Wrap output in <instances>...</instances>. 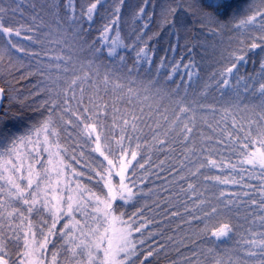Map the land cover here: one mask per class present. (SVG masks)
I'll return each mask as SVG.
<instances>
[{
    "label": "trees",
    "instance_id": "trees-1",
    "mask_svg": "<svg viewBox=\"0 0 264 264\" xmlns=\"http://www.w3.org/2000/svg\"><path fill=\"white\" fill-rule=\"evenodd\" d=\"M71 2L73 7L70 8L69 0H0V7L17 9L14 14L9 11L4 21L26 30L25 35L35 39L31 49L26 48L24 54L19 55L29 70H22L17 63L10 73L0 75L6 96L0 111V144H10L50 122L58 133V142L67 151L69 166L83 173L82 184L104 195L102 180L96 173L101 168L104 175L110 170L113 183L118 184L114 171L120 161L109 166L94 150L95 134L89 137L84 131V116L96 119L99 113L102 132L110 129L119 132L114 121L128 119L131 123L135 116L137 130L133 132L129 125L124 134L129 137L126 147L130 145L131 150L137 152L135 160L128 156L131 163L125 175L129 186L130 181L135 182L136 197L127 202L117 199L112 205L113 214L124 221L142 212L138 222L141 219L147 222L141 233L133 234L137 252L127 264H261L259 255L249 256L248 253L259 252L257 245L264 239V208L259 206L264 200V168L241 165L244 157L240 155V147L247 142L245 137H250L249 153L264 150L260 143L264 139V95L260 91V84L264 83L262 36L259 34L258 38L254 31L248 36L244 31L239 33V29L234 33L235 28L233 31L230 28L216 30L215 24H208L207 28L203 22L196 21L194 15H169L165 19L155 13L141 18L129 15L131 24L126 18L125 24L131 25L134 33L123 34L122 44L109 55L105 36L117 28L120 32L124 22L116 25V15L125 17L123 11L130 3L133 5L132 2L118 5V0H105L102 6H97L91 20L87 16L89 0ZM245 2L231 0L227 17L219 21L231 17L239 20L238 15L233 14ZM117 6L120 10L115 13ZM51 17L56 22L71 18L77 27L79 44L92 48L97 53L96 59L116 69V77L122 78L121 82L111 78L108 85L92 91L90 98H79L76 114L72 106L66 107L64 96L70 91L57 97L56 92L61 90H53L49 79L44 81L48 78L47 59L58 55L59 51L43 30L50 25ZM135 34L137 38L128 42ZM225 36L230 38L231 44H227ZM134 41L136 43L128 47V43ZM253 43L259 46L252 48ZM221 48H225L224 53ZM141 49L145 50L146 58H138ZM36 53H40L41 58L38 59ZM233 64L236 67L228 73L227 68ZM224 79L228 80V85L223 84ZM7 81L12 82L9 87ZM188 105L194 109L196 120L193 134L186 142L179 136L183 123L175 128L170 123L165 125L160 117L167 115L169 121L188 122L192 113L179 112L180 107ZM84 108L91 111L82 113ZM158 124L162 127L156 133ZM164 131L169 135L167 143L161 146L154 136L159 135L163 140ZM106 145L107 141L102 140L101 150ZM207 160L215 161L216 166L208 164ZM232 165H236L235 169ZM216 176L229 182L221 184L214 179ZM190 184L195 192L189 189ZM15 207L26 208L16 201ZM213 207L216 213H211ZM173 212L178 215L173 216ZM42 220L48 221L47 216H31L37 228ZM15 223L19 220H9L7 215L0 218V242L6 246L9 264H18V256L24 252L22 235L16 239L9 227ZM224 224L229 225L227 235L213 236L212 232ZM48 239L44 258L51 261L55 252L60 264H67L60 228ZM149 251L153 252L151 256H148Z\"/></svg>",
    "mask_w": 264,
    "mask_h": 264
},
{
    "label": "snow or ice",
    "instance_id": "snow-or-ice-1",
    "mask_svg": "<svg viewBox=\"0 0 264 264\" xmlns=\"http://www.w3.org/2000/svg\"><path fill=\"white\" fill-rule=\"evenodd\" d=\"M122 3L123 0H118V5ZM261 4L264 5V0H261ZM97 5L102 6L101 0H89V5L87 7L89 20H91L93 12L97 9ZM68 6L70 8L73 7L71 0H69ZM195 7L203 20L210 23H219L220 18L227 17L232 5L231 0H204L203 3H198ZM16 10L17 9L14 8L7 9L5 7H0V35L8 37V43L12 48H16L17 46L12 43L11 38L13 35L19 37L21 35V29L6 23L3 17L6 16L9 11L14 14ZM119 10L120 8L117 6L115 13H118ZM249 11H251L252 14L247 15L246 18L240 20L239 23L241 25L258 23L261 27H264V6L256 9L249 8ZM140 12L143 13L144 9L141 8ZM26 38L31 39L30 36ZM261 39L264 40V37H261ZM57 46H59L58 42ZM258 46L259 45L256 43L251 45L252 48ZM61 51L63 52L64 50L62 49ZM113 52L114 49L110 51L109 55H112ZM65 54L68 57L67 59H65V55H55L47 59V72L51 82V88L55 90L60 88L61 85L66 86L61 91L56 92L57 97L67 91L74 92L76 87L79 86L78 81L83 83L87 78L77 75L72 64L71 53ZM35 55L38 59L41 58L40 53H36ZM45 55L47 56V53ZM137 55L138 58H146L147 56L144 49H141ZM240 59H243V57ZM235 67L236 65L233 64L231 67L227 68L226 71L231 73L232 69ZM42 71L44 70L42 69ZM53 72L57 74L53 76ZM69 77L71 78L69 79ZM222 82L224 85H228L227 79H224ZM3 91V89H0V93ZM131 91L132 90L129 89V92ZM260 91L261 94L264 95V83L260 84ZM89 111H91V109H81L82 113ZM179 112L184 114L192 113L188 122L180 121L178 123L177 119L169 121L167 115L161 116L160 119L164 121L165 125L170 123L175 128H179L180 123H183L179 136L187 142L194 131L196 120L195 111L191 105H188L180 107ZM142 116L143 114H141V123L144 122ZM77 119H79V117H77ZM136 120L137 117L133 116L131 123L128 119L114 121V126L119 127V132H113L111 129L107 132H102L99 113H97L96 119H92V117L87 115L84 116V121H86L83 124L84 131L89 137H93V134H95V151L99 152L100 155L104 157V160L107 161L109 166H113L116 161L121 162L118 165L120 169L118 173L120 176V184L118 187H114L110 180L105 179L103 168L96 173L100 180L104 181V188L107 189L103 199H101L100 195L92 192L90 188L79 183H77L72 190L75 192V195L68 194L65 197V195L62 194L64 191L60 187L62 170L56 166L50 169L43 162L42 153L49 152V149L44 146L47 145L48 142L47 136L44 138V145L39 143V138H37L36 141H12V147L7 150V155L9 156L7 160L4 159L5 154L0 153V181L4 182V184H0V218H3L4 214H6L7 217H10L13 221L19 220V223L9 225L13 230V236L19 239L22 235L24 240V252L18 256V264H26L25 258H27V264H46L44 253L49 243L48 235H52V229L56 228L57 222L65 218L68 222L63 224L60 232L62 238H67L65 241V253L68 256L67 264H126L129 257L136 255L137 245L134 242L133 234L141 233L142 230L147 227L146 221L141 219L138 222L137 218L142 217V212L135 213L132 217H129L127 221L121 219L119 222L125 226L114 229L112 234H109L107 227L104 228L102 234L99 226L92 227L88 224L89 219L94 223H98L101 219L104 223L117 221L119 218L116 217L112 211L113 202L117 199L127 202L136 197V191L133 190L136 187L135 182L130 181L131 186L125 183V172L128 165L131 163V161L128 160V156H131V160H135L137 152L132 151L130 145L126 147L125 141L129 139V137L124 134L127 132L129 125L133 132L137 130ZM161 127L162 126L158 124L155 130L156 133L160 132ZM235 127L236 125L234 123L233 128ZM163 135L165 136L163 140L159 139V135L154 136V139H157L161 146L167 143L166 138L169 132L164 131ZM102 140L107 141L104 150H101ZM245 140L247 142L240 147V155L244 157V159L241 160V165L248 164L255 166L258 164L260 168H264V150H257L259 155H257L256 152L249 153L247 149L250 145V137H245ZM29 143L33 144L31 150H27V144ZM237 143H239V140H237ZM260 143L261 149H264V139H262ZM20 144H24L27 156L22 155L20 152ZM105 152H107V155ZM192 155H195L194 151H192ZM109 156H112L113 159H109ZM25 159H27V182L22 185L18 181L25 179ZM206 162L216 166L215 161L207 160ZM52 163V154L49 153L47 164L51 165ZM141 167H143V165H141ZM235 167L236 165H232L233 169H235ZM52 171H54L56 175L55 183L49 174ZM74 175L80 177L83 173H74ZM108 175H111L110 170ZM90 178L91 177H89V179ZM214 179L221 184L229 182L228 179H221L220 176H216ZM188 187L195 192L191 184ZM13 201L22 202L26 208H13L12 211H7V209L11 207ZM253 202L256 203L255 201ZM100 205H103V207H100ZM259 206L264 208V200L259 202ZM200 211H203V209L201 208ZM216 212L217 209L215 207L211 208V213ZM76 213H80L83 217V223L81 220L76 219ZM33 214H47L51 219L52 223L51 227L48 228V235H45L44 232L45 227H48L47 220L40 221V227L37 228L31 221V216ZM188 214L192 215V213ZM172 215L176 216L178 213L173 212ZM206 215L208 214L206 213ZM109 217H111V221H109ZM228 230L229 225L224 224L213 231L212 235L216 237L225 236ZM0 241H2V238H0ZM140 243L143 244L144 241L141 240ZM5 247L4 243L0 242V264H9L8 253L5 251ZM257 247L259 248V252L250 251L248 255H259L261 264H264V239L260 240ZM152 254V251L148 252V256ZM50 264H60L57 253H52Z\"/></svg>",
    "mask_w": 264,
    "mask_h": 264
},
{
    "label": "rangeland",
    "instance_id": "rangeland-1",
    "mask_svg": "<svg viewBox=\"0 0 264 264\" xmlns=\"http://www.w3.org/2000/svg\"><path fill=\"white\" fill-rule=\"evenodd\" d=\"M104 1L105 0H101V2H104ZM125 1H127V3L132 2L133 5H131V3H130V5H128L127 8L123 11V15L125 17H123L122 15L120 17L118 15H116V18H115L116 19V25H119L121 22H124V26L122 28H120V32H118V28L116 30H112V31L107 32L105 39H104V42L108 46V49H109L108 54L113 49H114V52H113V54H114L116 52V50L120 47V45L123 42L122 41V35L123 34L134 33L131 25L125 24V18L127 19V23L131 24L129 15H138V18H141L142 15H153V13H155L156 15H158L164 19L167 18L169 15H194L196 21L203 22V24L207 25L206 26L207 28L210 24H212V25L215 24L216 30H218L219 28L220 29L221 28H228V29L230 28V30L233 31V29L235 28L234 33H235L236 29H239V33H242L244 31V32H246V34L248 36L252 35L251 33H253V31H254V35L258 36V38H260L259 34L262 37L264 35V29H263L264 27L261 28L260 27L261 25L258 23H253V24H248V25H241L239 23L240 20L245 19L247 15L252 14L251 11H249V8L256 9V8L264 6L261 4V0H246V2L243 5H241L239 11L237 13L233 14V15H238L239 20L235 21L234 17H231V18H229V20L224 21V22L219 21V23H210L206 20H203V18L199 15V13L197 12V9L195 7V5L198 4L196 0H123V2H125ZM141 8L144 9L143 13L140 12ZM49 23H50L49 26L47 25V27L46 26L43 27L45 37L50 38V40L53 43L52 44L53 47L57 48V50H59L58 55H65V59H67L68 57L65 53H71L72 64L75 68L77 75L82 76V77H87L83 83H80L78 81L79 86L76 87L74 92L70 91L71 93L68 92V93H66V96H64V99H65L66 104H67L66 107L72 106L74 108L73 113L76 114L75 107H77L76 104H78V102H80V99H83L86 96L88 98H90V94L92 93V91L97 92L98 90H100L102 88V85H105V86L108 85L107 82L110 81L109 79L114 78V79L118 80L119 82H121L120 80H122V78H120V80H119L116 77V69H114V68L111 69V68L107 67L106 65L101 64L96 59L97 53L92 48H88V47L84 48L79 44L78 41L80 40V38L77 37V31H76L77 27L75 28L74 22L71 18H69L65 22H61L58 19V21L56 22V21H53V19L51 17V19L48 20V24ZM235 25H237V26H235ZM20 29H21V35L19 37L13 35L11 38L12 43L17 46L16 48H12L9 45L8 37L0 35V75L4 76V75H6L7 72L10 73L14 64H17V63L20 65L22 70H24V71L29 70L27 64L22 63L23 61L21 60V57L19 55H20V53L21 54L23 53L24 49H26V48L31 49V47L34 45L35 39H32V38L27 39L26 37H29V36L25 35L26 34L25 32H27V31L22 29V28H20ZM222 31H225V30H222ZM259 31H261L262 33H260ZM43 36H44V34H43ZM51 36L55 37L56 39L51 38ZM136 38L137 37L135 34L129 38L128 42H132ZM238 38H240V36H238ZM224 39H226L228 45H229V43L231 44V40L228 36H225ZM136 41H134L133 43H128V47H132L134 45V43H136ZM57 42H58L59 46H57ZM237 42H239V41H237ZM230 46L233 47V45H230ZM236 46H238V43ZM62 49L64 50L63 52L61 51ZM220 50L222 53L225 52V48H221ZM62 53H64V54H62ZM218 54H220V53L218 52ZM149 62L150 61H148L147 66L149 65ZM175 66H178V65L175 63ZM157 68H158V66H157ZM70 78L71 77H69V79ZM47 79H49V78L44 79V81H46ZM9 81L6 82L7 87H9V85L12 84V82H9ZM135 83H137V82H135ZM114 85L115 84H113V86ZM10 87L12 88V86H10ZM65 87L66 86L61 85V87L57 88L56 90H62ZM158 89H160V88H158ZM158 89H156V90H158ZM75 93L77 95H79L80 97H76ZM160 94H162V91H160ZM165 98L167 99L166 95H165ZM62 99H63V97H62ZM5 100H6V96H5ZM3 104H4V102H3ZM71 120H73V117L71 118ZM51 124H50V122H46L41 127H38L36 130H33V131L27 133L26 135H24L22 137H19L15 141H17V142H19L21 140H23L25 142L28 140L36 141L37 138H39V143L41 145H44V138H45V136H47L48 142H47V145H44V146H46L49 149V152L42 153L43 162L50 169H52L54 166H56L62 170V175L60 177V180H61L60 187L64 190L62 192V194L65 195V197L68 194L75 195V192H73L72 190L75 188L77 183L82 184L81 176L77 177L74 175V173H79V172L74 170V168L72 166H69V164L66 160L67 159L66 158L67 151L58 142V133L54 129V127H51ZM1 144H0V153H4L5 154L4 159L7 160V159H9V156L7 155V150L12 147V143L3 144V145H1ZM32 148H33V144H31V143L27 144V150H31ZM95 148H96V146H95ZM19 150L22 153V155L27 156V151L25 149L24 144H20ZM253 152H256V154L259 155V152L256 150ZM49 153L52 154L53 163L51 165L47 164V158L49 156ZM97 153H99V152H97ZM26 169H27V159H25V179L18 181L22 185L26 184V182H27V180H26ZM119 170L120 169L118 166L117 169H115V171H114V175H117V177L119 179L118 184L113 183V181H112L113 176L112 175L109 176L108 173L105 174V179L110 180L114 187H118L120 184V176L118 175ZM126 171H127V169H126ZM49 174H50L53 182L55 183V180H56L55 172L52 171ZM125 175H126V172H125ZM0 184H4V182L0 181ZM102 185L104 188V181L103 180H102ZM87 188H90V187H87ZM104 192L106 194V192H107L106 188H104ZM105 194L104 195L100 194L101 199H103L105 197ZM97 195H99V194H97ZM100 207H103V205H100ZM13 208H16L15 207V201L12 202L11 207H9L7 209V211H12ZM4 215L6 216V214H4ZM44 215L47 216V214H44ZM75 216H76V219L81 220V222L83 223V217L80 215V213H76ZM101 216H102V214H101ZM116 217H118V216H116ZM47 218H48V221H47L48 227L44 229L45 235H48V228L51 227V223H52L51 219L48 216H47ZM10 219L11 218L9 217V220ZM120 220L121 219L119 218L115 222L104 223L103 220L101 219L98 223H94L91 219H89L88 224L92 227L99 226L100 232L102 234L104 232V228L107 227L109 234H112L114 229H119V228L125 226L119 222ZM109 221H111V217H109ZM67 222H68V220L66 218L58 221L56 224V228L52 229V232H54L56 229L58 230L59 228L62 229L63 224L67 223ZM57 226H58V228H57ZM77 235H78V233H77ZM48 238H49V235H48ZM40 239H42V238H40ZM66 239L67 238L65 237L64 241H66ZM105 243H106V241H105ZM38 251H39V249H38ZM132 257H129L128 261L130 259H132ZM25 261L27 264V258H25ZM45 261H46V264H50V262H51L50 260H46V259H45ZM127 262H126V264H127Z\"/></svg>",
    "mask_w": 264,
    "mask_h": 264
},
{
    "label": "water",
    "instance_id": "water-1",
    "mask_svg": "<svg viewBox=\"0 0 264 264\" xmlns=\"http://www.w3.org/2000/svg\"><path fill=\"white\" fill-rule=\"evenodd\" d=\"M0 89H2L1 86H0ZM4 100H5V93L2 92V93H0V111L2 109Z\"/></svg>",
    "mask_w": 264,
    "mask_h": 264
}]
</instances>
